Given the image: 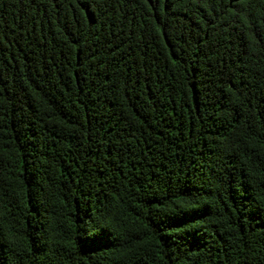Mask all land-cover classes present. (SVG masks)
Here are the masks:
<instances>
[{"label":"trees","instance_id":"trees-1","mask_svg":"<svg viewBox=\"0 0 264 264\" xmlns=\"http://www.w3.org/2000/svg\"><path fill=\"white\" fill-rule=\"evenodd\" d=\"M0 264H264V0H0Z\"/></svg>","mask_w":264,"mask_h":264}]
</instances>
